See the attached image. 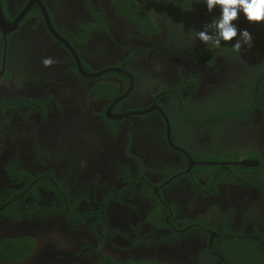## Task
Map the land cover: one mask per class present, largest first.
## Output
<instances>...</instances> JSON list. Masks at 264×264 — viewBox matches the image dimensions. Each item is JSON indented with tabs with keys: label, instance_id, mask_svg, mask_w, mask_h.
I'll use <instances>...</instances> for the list:
<instances>
[{
	"label": "flooded vegetation",
	"instance_id": "flooded-vegetation-1",
	"mask_svg": "<svg viewBox=\"0 0 264 264\" xmlns=\"http://www.w3.org/2000/svg\"><path fill=\"white\" fill-rule=\"evenodd\" d=\"M0 14V264H264L254 59L161 0Z\"/></svg>",
	"mask_w": 264,
	"mask_h": 264
},
{
	"label": "clouds",
	"instance_id": "clouds-1",
	"mask_svg": "<svg viewBox=\"0 0 264 264\" xmlns=\"http://www.w3.org/2000/svg\"><path fill=\"white\" fill-rule=\"evenodd\" d=\"M209 13L218 10L195 38L201 43L219 47L222 42L233 41L232 52L239 56L242 47L252 46V35L247 29H238L235 21L242 15L248 22H264V0H197ZM53 63L51 58L43 60L45 66Z\"/></svg>",
	"mask_w": 264,
	"mask_h": 264
},
{
	"label": "trees",
	"instance_id": "trees-1",
	"mask_svg": "<svg viewBox=\"0 0 264 264\" xmlns=\"http://www.w3.org/2000/svg\"><path fill=\"white\" fill-rule=\"evenodd\" d=\"M162 4L167 6L173 16L176 15L177 21L188 34H195V31L201 30L213 17L218 15V10L209 13L205 10L203 3L197 0H161ZM172 17V16H171ZM235 24L238 29H247L252 35V46L242 47L239 54L254 59L253 80L247 82L250 91L254 89L257 83L256 77H264V22H248L241 15ZM182 29V30H183ZM233 41L222 42L219 47L231 50ZM217 47V48H219ZM216 48V47H215Z\"/></svg>",
	"mask_w": 264,
	"mask_h": 264
},
{
	"label": "water",
	"instance_id": "water-1",
	"mask_svg": "<svg viewBox=\"0 0 264 264\" xmlns=\"http://www.w3.org/2000/svg\"><path fill=\"white\" fill-rule=\"evenodd\" d=\"M2 19V15L0 14V20ZM241 164H243V163H241Z\"/></svg>",
	"mask_w": 264,
	"mask_h": 264
}]
</instances>
